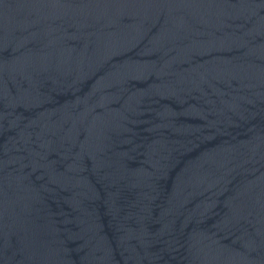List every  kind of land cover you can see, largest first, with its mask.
Wrapping results in <instances>:
<instances>
[{
	"label": "water",
	"instance_id": "1",
	"mask_svg": "<svg viewBox=\"0 0 264 264\" xmlns=\"http://www.w3.org/2000/svg\"><path fill=\"white\" fill-rule=\"evenodd\" d=\"M0 264H264V0H0Z\"/></svg>",
	"mask_w": 264,
	"mask_h": 264
}]
</instances>
